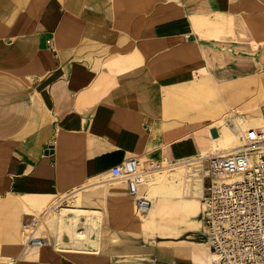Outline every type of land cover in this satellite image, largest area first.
Listing matches in <instances>:
<instances>
[{"label":"crops","instance_id":"obj_1","mask_svg":"<svg viewBox=\"0 0 264 264\" xmlns=\"http://www.w3.org/2000/svg\"><path fill=\"white\" fill-rule=\"evenodd\" d=\"M255 98L264 99V0H0V264H213L199 213L206 167L202 194L176 182L164 192L184 189L173 217L165 197L151 221L146 188L144 223L112 172L131 158L207 157L235 132L219 124L230 101ZM75 192H86L79 213L101 214L90 235L98 247L59 249L45 228L47 244L21 242L35 217L27 210ZM158 223L175 237L153 245L143 225ZM180 224L204 228L181 234Z\"/></svg>","mask_w":264,"mask_h":264},{"label":"built area","instance_id":"obj_2","mask_svg":"<svg viewBox=\"0 0 264 264\" xmlns=\"http://www.w3.org/2000/svg\"><path fill=\"white\" fill-rule=\"evenodd\" d=\"M242 141L239 150L206 157L209 172L201 218L205 238L216 256L213 264H264V130L252 128ZM140 164L131 158L116 166L112 175L127 182L138 213L145 215L151 203L138 194L143 174ZM64 202L65 198L23 225L25 245L47 244L39 233L48 216Z\"/></svg>","mask_w":264,"mask_h":264},{"label":"rangeland","instance_id":"obj_3","mask_svg":"<svg viewBox=\"0 0 264 264\" xmlns=\"http://www.w3.org/2000/svg\"><path fill=\"white\" fill-rule=\"evenodd\" d=\"M231 102V109L228 114H226L224 117H221L226 125L231 126L232 123H234V131L238 132L237 138H233L231 140H226L224 143L217 145V147L212 148L209 152V154L215 153V152H226L227 150H231L235 147H242L243 146V141H242V134L246 131H248L251 128H260L261 130H264V122L259 124V125H250L249 124V118L252 114L255 112V107L254 105L257 104V107L264 112V99L260 98H255V99H240L238 102L235 101H230ZM257 108V109H258ZM251 109V110H250ZM236 110L239 113V116L236 121L233 120V115L235 113H232V111ZM262 115V114H261ZM219 118V119H221ZM240 119V120H239ZM246 119V120H245ZM245 120V121H244ZM218 121V120H217ZM240 125V126H239ZM239 126V127H238ZM233 127V126H232ZM239 128V129H238ZM216 148V150H215ZM157 166V165H162L165 166L167 163H155V162H145L143 161L140 164V171H145L147 173L148 170L152 168V166ZM199 164L196 163L194 167L198 166ZM205 167L207 170H209V161L205 160ZM157 168H152V170L155 171ZM172 168H163L160 169L162 170H167V172H170ZM196 168L195 170H197ZM205 169V168H204ZM145 173V174H146ZM204 173V172H202ZM198 174V171L195 173ZM155 174L151 172V174L148 175V180H153ZM112 181H121V180H115L112 177ZM207 181V180H205ZM126 187L127 183L122 182ZM142 187L141 191V196L145 197L146 199H152L149 191L143 186V184H140ZM78 190V189H77ZM76 190V191H77ZM205 192V191H204ZM79 192H75L72 194H66V195H60L55 198H52L49 200L47 203L40 205L36 209L32 210H27V213L31 216H36L42 213L43 210L49 208L52 206V204L57 203L58 201L62 200L65 198V202L60 208V210H56L52 212L48 218L46 219L44 223V228L46 229L49 234H55L58 236L60 244H59V249L63 250H83V251H88L89 244H92L93 246H99V242H91L90 241V235L93 233L94 228L97 233H99L98 226L99 222L101 220V214L100 213H95L91 211H83L79 213V209L81 206H86V192H83L82 194H78ZM203 196L200 198V206H199V213L201 210L202 206V199ZM166 199L169 200L167 203L171 208L168 209V212L164 214V217L170 218L175 216L179 210L180 206H176V204L181 203L182 198H179L176 196L175 198L166 196ZM129 200V199H128ZM131 201V200H130ZM132 205L134 207V212L136 214V217L138 220L141 222H145L147 217L145 218V215L139 214L134 202H132ZM64 208V209H63ZM75 209V210H74ZM79 213L80 216L78 217V220L72 219L75 218L74 214ZM197 219L199 220V214L197 215ZM82 228V229H81ZM180 231L181 234H183L184 228L187 229H201L204 228L203 224L199 228H197L196 225L194 224H180ZM81 229V230H80ZM143 230L145 237L147 239H151L153 245H155L157 242L158 236L160 237H166V236H172V235H166L165 232L167 231L166 228H161L160 224H156L153 227L147 229L143 225ZM80 231H84V234H79ZM21 242H24V237H23V232L21 230L20 233ZM175 237V236H172ZM23 240V241H22ZM209 248V246L207 245Z\"/></svg>","mask_w":264,"mask_h":264},{"label":"bare ground","instance_id":"obj_4","mask_svg":"<svg viewBox=\"0 0 264 264\" xmlns=\"http://www.w3.org/2000/svg\"><path fill=\"white\" fill-rule=\"evenodd\" d=\"M255 112L257 114H252L248 121H249L250 125L256 126V125H259V124L264 122V114L261 115V113H259V111H255ZM219 124H225V121L222 120L219 122ZM225 129H227L226 126H225ZM258 129H260V128L258 127ZM237 135H238V132L226 131L225 135H223L220 138V141H217V143L214 145V147H217V145L224 143L226 140H231L233 138H237ZM219 142H221V143H219ZM240 148L241 147H235L231 150H227L226 152L236 151V150H239ZM215 150H216V148H215ZM216 153H218V152H215V154ZM205 157L206 156H204L198 160H193V161H189V162H185V163H173L170 161H165V163H167V165H165V166H162V165L152 166V168H157V170L155 169V171L152 170V168L150 170H148L147 173L145 171H141L143 173L141 183L143 184V186L145 188H149V187L151 188V193L153 196L154 204H153V208H152V216L150 217L151 221H155V219L159 215L161 207L165 206L161 202L166 197L163 194L165 191L170 190L171 188H175L174 182L180 184L182 186V188L190 189V188L194 187L197 190H199V194H202L203 189H204V177H205V174L202 172H204V168H205V160H206ZM196 163H198L199 165L194 167ZM140 167L141 166H139V169H140ZM163 168H165V169L172 168V170L169 169L170 172H167V170L160 171V169H163ZM196 168H198V169L195 170ZM197 171H198V174H195ZM151 172H153L156 177H154V179L150 181V180H148V175L151 174ZM206 172L208 174L209 170H207ZM138 189L142 190L141 185L138 186ZM182 190H184V189H176L174 192H172L173 193L172 195H167V196L175 198L176 196H178L179 194H181L183 192ZM149 212H150V210H149ZM147 214H145V215H147ZM80 234H83V232H80ZM215 259H216V256L213 255V261Z\"/></svg>","mask_w":264,"mask_h":264}]
</instances>
